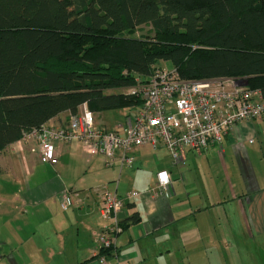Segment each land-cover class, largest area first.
Wrapping results in <instances>:
<instances>
[{
	"label": "trees",
	"instance_id": "1",
	"mask_svg": "<svg viewBox=\"0 0 264 264\" xmlns=\"http://www.w3.org/2000/svg\"><path fill=\"white\" fill-rule=\"evenodd\" d=\"M151 27V38L132 35ZM158 62L264 90V0H0V152L82 106L139 107Z\"/></svg>",
	"mask_w": 264,
	"mask_h": 264
},
{
	"label": "crops",
	"instance_id": "2",
	"mask_svg": "<svg viewBox=\"0 0 264 264\" xmlns=\"http://www.w3.org/2000/svg\"><path fill=\"white\" fill-rule=\"evenodd\" d=\"M66 116L46 124L58 127ZM252 140L264 162V118L238 124L223 136L224 149L206 151L220 156L230 151L236 160L223 165L225 180L206 186L199 184L196 171L201 156L191 150L184 152L182 166L172 162L165 148L146 146L132 152L131 166L107 168L102 157L87 156L80 144H59L58 163L49 167L39 162L34 140L17 141L0 152V215L11 216L0 221V264H25L20 244L27 229L48 240L37 247V254L41 259L50 256V264H100L102 190L118 196L149 192L144 201L126 202L123 231L105 264H199L204 239H223L226 248H236L239 236L253 231L264 236V168H254L249 160L259 152L247 153L243 147ZM160 171L170 177L166 200L153 196ZM63 193L71 201L67 208L61 205Z\"/></svg>",
	"mask_w": 264,
	"mask_h": 264
},
{
	"label": "built area",
	"instance_id": "3",
	"mask_svg": "<svg viewBox=\"0 0 264 264\" xmlns=\"http://www.w3.org/2000/svg\"><path fill=\"white\" fill-rule=\"evenodd\" d=\"M235 80H186L175 69L154 67L146 81L133 88L142 104L129 108L124 123L116 129L96 126L94 114L82 106L65 126L43 124L18 141L34 140L39 162L49 167L58 163L56 146L70 143L80 144L89 157H102L107 168L116 164L131 166L132 152L146 146L165 148L172 162L182 166L186 150L201 154L212 146L221 149L228 131L242 122L264 118V90L249 89ZM169 185V174L158 172L157 193L153 196L166 200ZM98 196V211L104 224L97 238L96 256L100 264H105V256L113 254L123 231L126 202L144 201L149 192L131 191L118 196L102 190ZM60 200L63 208L70 206L65 193Z\"/></svg>",
	"mask_w": 264,
	"mask_h": 264
},
{
	"label": "rangeland",
	"instance_id": "4",
	"mask_svg": "<svg viewBox=\"0 0 264 264\" xmlns=\"http://www.w3.org/2000/svg\"><path fill=\"white\" fill-rule=\"evenodd\" d=\"M131 36L141 39L151 38V27L148 25L140 26L134 30ZM155 67L157 69L161 68L165 70L173 69L168 65V63L164 62H158ZM236 80L241 84L246 85L245 79ZM133 92V89L109 91V93L123 94H133ZM127 110L128 109L110 110L101 113H94V120L96 123H100L108 129H113L117 125L124 123V116H128L129 112ZM69 118L70 117L66 116L62 119L63 122L59 121L61 124H59L58 127L65 126ZM258 145L259 144L256 140H252L251 144L248 142L243 143L244 150L247 151V153H250L251 151L259 152L255 156L250 155L249 160L254 168L262 170V168H264V162L262 160V152L259 150ZM222 149H224L223 146H221V149L219 148V150ZM261 149L263 150L264 148ZM224 153V156H220L217 152L210 155L207 154V152L199 154L201 157H199L198 167L196 165H194V167H197L196 171L199 172L200 185H216L221 183L222 179L225 180V175L221 173L223 165L229 167L231 164L236 163V160L231 155L232 153H230V151L225 150ZM10 217L11 216L1 214L0 221L2 222V220H8ZM124 223L125 221L123 220L122 225ZM234 236H237V234ZM47 241L48 240L46 238L40 239L37 233L34 235L28 233V229L25 231V236L21 238L20 244V250L22 251V257L25 264H50V256H46V258L41 259L42 256L37 254V247H44L42 246V243ZM224 241L225 240L223 239H204L202 247L199 250V264H264V236L257 237L254 231L252 233H246L243 236H239L234 239L235 244L237 243L236 248L234 245H232L231 248H226L224 246ZM228 241L231 242L230 238H228ZM43 257L45 256L43 255ZM169 258H175V255L172 254Z\"/></svg>",
	"mask_w": 264,
	"mask_h": 264
}]
</instances>
